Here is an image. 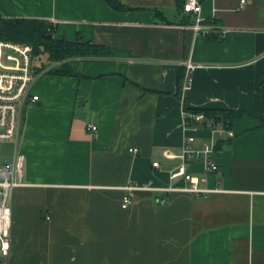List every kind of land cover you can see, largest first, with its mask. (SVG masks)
Masks as SVG:
<instances>
[{"label":"crops","instance_id":"obj_1","mask_svg":"<svg viewBox=\"0 0 264 264\" xmlns=\"http://www.w3.org/2000/svg\"><path fill=\"white\" fill-rule=\"evenodd\" d=\"M119 1L131 10L0 0V18L45 20L55 39L113 52L80 60V78L36 77L39 101L27 104L15 145L25 186L12 194L11 250L0 264H264V0H198L219 41L195 33L196 16L176 0ZM188 60L199 67L177 90ZM185 108L242 115L232 137L217 138L201 123L186 127ZM187 140L214 146L216 171L188 161L210 192L129 191L189 187L169 181L179 160L165 156Z\"/></svg>","mask_w":264,"mask_h":264},{"label":"built area","instance_id":"obj_2","mask_svg":"<svg viewBox=\"0 0 264 264\" xmlns=\"http://www.w3.org/2000/svg\"><path fill=\"white\" fill-rule=\"evenodd\" d=\"M244 1H241L243 3ZM184 13L196 16L195 24L192 26L197 34L214 33L211 27L204 25L200 18L201 4L198 0H185L182 6ZM218 36H222L221 33ZM182 66L185 69L184 79L180 90H187L190 86V73L199 67L192 62L185 61ZM38 74L34 73V61L32 47L28 44L14 43L0 40V143L13 141L17 144L21 132L23 108L28 103H36L39 97L33 93V85ZM184 124L192 127L201 123L215 137H232L233 133L226 129L221 122L206 120L203 113L184 112ZM89 130L95 131L94 126H88ZM213 144L205 145L202 149H195L187 140L179 154L173 156L170 152L165 154L167 159L176 157L179 164L168 172L170 182L182 179L189 183V187L179 188L169 184L166 187H155L150 182L140 186L128 187L129 191H172L182 190L195 194L210 192L202 187L207 179L205 176H195L188 169V161L202 159L205 164V172L211 173L217 170V165L211 160ZM136 154V149L131 150ZM152 167L158 169L159 163L153 162ZM24 167L18 157L15 146L13 161L10 164L0 163V261L7 258L11 250V199L16 188L25 186ZM123 207L130 203L129 195L123 197ZM160 202H164L160 199Z\"/></svg>","mask_w":264,"mask_h":264},{"label":"trees","instance_id":"obj_3","mask_svg":"<svg viewBox=\"0 0 264 264\" xmlns=\"http://www.w3.org/2000/svg\"><path fill=\"white\" fill-rule=\"evenodd\" d=\"M115 11H128V8L121 4L119 0H102ZM185 0H176L182 10ZM155 17L159 21H166L163 15L155 11ZM167 22V21H166ZM56 28L50 22L38 19L25 18H0V40L14 43L28 44L32 47L34 73H45L60 77L80 78L81 74L78 62L83 59L111 58L113 52L111 48L94 42H83L78 39L73 42L54 38ZM217 32L206 34L208 40L219 41L222 36ZM46 60V63L42 62ZM185 69L181 67L177 73V90L181 89L184 79ZM187 113H203L206 120L215 123L221 122L226 129H230L231 122L242 115L241 112L230 110H205L187 109Z\"/></svg>","mask_w":264,"mask_h":264},{"label":"rangeland","instance_id":"obj_4","mask_svg":"<svg viewBox=\"0 0 264 264\" xmlns=\"http://www.w3.org/2000/svg\"><path fill=\"white\" fill-rule=\"evenodd\" d=\"M42 62L46 63V60H43ZM34 66L35 67L37 66V62H34ZM41 74H45V73H41ZM33 90L34 91L37 90V85L34 87ZM29 108L30 106H28L27 104L23 108L21 131L24 125L25 118L28 117V111L30 110ZM19 140H20V136H19ZM14 148H15V144L13 141H5V142L0 143V163L1 164H10L13 161Z\"/></svg>","mask_w":264,"mask_h":264}]
</instances>
